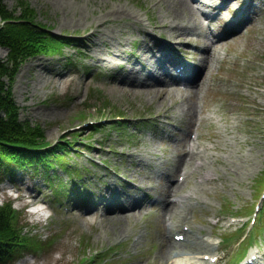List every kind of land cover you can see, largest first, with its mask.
Wrapping results in <instances>:
<instances>
[{"label":"rangeland","instance_id":"374dc122","mask_svg":"<svg viewBox=\"0 0 264 264\" xmlns=\"http://www.w3.org/2000/svg\"><path fill=\"white\" fill-rule=\"evenodd\" d=\"M15 0H3V3L6 4L8 8L13 9L15 6L14 3ZM115 5H113V8H122L124 7L125 9H131L133 12H139L144 15L145 13V1L146 0H135L136 4L130 2V0H114ZM147 4L152 10L151 13V18L153 19V23L155 26L159 27L161 26V22L159 20V14H160V8L157 6H160L161 3L155 7H152V1L147 0ZM156 2V0H153ZM87 2L88 7H84L83 3ZM98 5H104L106 4L108 6L107 10L111 8V0H104L102 3H98ZM52 3V5H51ZM32 6V4H31ZM89 0H39V2L36 5L37 13L40 14L39 19H42V14H46V18L49 20L51 24H54L56 27L53 29V33L58 34V25H61L63 30H68L69 32H74L77 29H86V28H78L76 27L75 23H71L72 21L76 22L80 26H87V25H92L97 22L92 16L89 14ZM93 10L95 15H98V9ZM141 7V9H139ZM45 11V12H44ZM80 15V16H79ZM79 16V17H78ZM125 18V17H124ZM181 24H185V18H183L181 21ZM71 23V24H70ZM80 29V30H81ZM89 29H87L88 31ZM59 35V34H58ZM165 38L167 39V35L163 33ZM127 43V41H125ZM257 44V45H256ZM232 47L239 51L243 52L240 56L241 58L239 59L240 62L244 59H253L261 51V48H264L263 44H261L260 48L258 47V41L254 40L251 37H246V36H241L238 37L236 42L232 45ZM5 51L3 49H0V58L5 57ZM199 56L195 57L196 62H198ZM37 59L38 57L31 58L28 62ZM232 66H236L233 64H228L225 65L222 70H221V76L228 77L232 80V83L234 80L237 79V73L232 70ZM123 71L126 70V67L122 69ZM23 71V68H22ZM32 73L33 72H28ZM33 76V75H32ZM33 78V77H32ZM206 79L208 80V75H206ZM30 83V88L28 86H24V90L19 91L16 94V100L18 104L21 106V117L25 119H31V125H36L35 124V119H44L46 121H59L63 122L62 124H65L66 122H69L70 119L66 118L65 112L69 110L68 107H65L63 105H60L59 107L56 106L53 102L48 101L49 95L45 97V93L42 92V95L40 94V79H33ZM97 84L96 83H88L85 84L84 89L79 90V94L77 96L78 100H83L84 99V93H90L93 90H96ZM101 90L104 92V94L110 93L111 89H108L107 87L100 86ZM59 91H63V87L59 88ZM116 94H121L125 95L119 100L117 103H115L113 111L118 110H129L130 108H137V109H142L143 107H147L148 109L151 108V104L147 101V95L146 93L140 91V90H135V89H124V88H118L116 89ZM217 100V107H216V113L217 117L219 119L218 123H225L223 121H229L234 118H237L239 114L241 113L242 109L237 107L236 105V100L224 96H216L215 97ZM45 99V101H40ZM43 127V124H42ZM56 128L62 129L56 124H53L52 126H49V129H45V135L46 138L51 140L53 136H56L57 130ZM254 132L250 131L249 132V137L254 136ZM51 137V138H49ZM118 137L112 132L109 133V129H105L104 131H99L92 135L90 138V142H92L93 146H96V141L103 142L102 148L101 149H95L94 153H87L88 156H91L93 158H100L102 157L103 159L111 157L114 153L109 151V145L113 150H120L121 146L119 142L117 141ZM124 149L127 151H134L135 148L132 146H124ZM141 153H145V151L142 148L138 149ZM239 157L242 160L243 166L240 167V169H249L248 166L253 167L254 170L258 171L259 169L264 168V158L258 156L255 154V152H251L248 149H242L240 151ZM82 164H84V160L79 159ZM111 160V167L112 169L114 167V158H110ZM127 165H129V161H125ZM86 166L89 168H93L91 165L87 164L85 162ZM110 169H107V171L111 172ZM123 169V166H122ZM95 173L97 174H102L103 170L99 169H93ZM125 175L127 178H130V171L128 170ZM142 184L144 186H153L156 188V191L154 193L156 194L157 192L161 191V187L164 185V181H161V183H158L154 178H149L145 179L142 177ZM126 184L122 185V188H125ZM183 192H188L189 194L206 200H209L217 210H219V206L221 204L220 198L216 195L213 194H208L206 191H204V196L201 194H197L194 190H182ZM138 195V189L135 188V191L130 194L131 198L136 199ZM154 220H157L155 223L153 221L152 224V230L153 233H155L157 229V224L160 222L158 215H156V218ZM105 224L95 226L91 222H87L85 224L84 222H79L76 225V231L78 236H83V240L86 241L88 244L86 247H83L85 249V256H88L89 252L93 247L96 246V244L100 241V243L103 244H109L114 242V238L118 235L120 231H122L123 227L126 226L124 221H104ZM83 226V227H82ZM72 228V225L70 226ZM81 227L85 235L81 234ZM70 228H68L67 232H70ZM87 234V235H86ZM98 237V238H96ZM107 241V242H106ZM85 243V242H84ZM152 244H156V240L153 238L152 239ZM147 248L151 253L155 255L157 248H151L147 246H141L139 247L134 255H133V260L134 264H141L140 263V258L141 256L146 252ZM74 253L78 255V261L83 258L82 255H80V249H75ZM69 259H73V256H69ZM264 259V258H263ZM40 264V263H39ZM74 264V263H73Z\"/></svg>","mask_w":264,"mask_h":264},{"label":"trees","instance_id":"16d2710c","mask_svg":"<svg viewBox=\"0 0 264 264\" xmlns=\"http://www.w3.org/2000/svg\"><path fill=\"white\" fill-rule=\"evenodd\" d=\"M1 32V31H0ZM7 43L17 49H19V44L15 41L14 37H11L7 35L6 33L4 35L0 34V43ZM11 58L13 55H11ZM2 84L0 83V88ZM5 109L10 114V122H17L16 117L14 116L15 113V107L11 102L8 101V98L0 97V110ZM1 123V120H0ZM2 124V123H1ZM6 126L0 125V141L4 142H10V139L13 134L21 133L19 130H16L15 128H8ZM12 234V229L6 228L4 221L0 218V263H2L7 256L10 254L12 240L8 239Z\"/></svg>","mask_w":264,"mask_h":264},{"label":"bare ground","instance_id":"6f19581e","mask_svg":"<svg viewBox=\"0 0 264 264\" xmlns=\"http://www.w3.org/2000/svg\"><path fill=\"white\" fill-rule=\"evenodd\" d=\"M182 5H187L188 4V2L186 1V0H183V2L181 3ZM195 15H196V13L195 12H193ZM170 27H172V28H174V29H176V30H180L179 28H177V27H174L172 24L170 25ZM178 36H181V34H178ZM99 41H100V43L102 42L100 39H98ZM97 46H93V48H96ZM105 49H107V51H109V52H111V50L110 49H108L107 47L106 48H104V50ZM104 50H102V54H103V52H104ZM190 107H193V104L192 103H190V105H186V108H190ZM192 158V157H191ZM199 243H203V242H201V241H199Z\"/></svg>","mask_w":264,"mask_h":264},{"label":"clouds","instance_id":"9594fccd","mask_svg":"<svg viewBox=\"0 0 264 264\" xmlns=\"http://www.w3.org/2000/svg\"><path fill=\"white\" fill-rule=\"evenodd\" d=\"M0 204H2V201H0Z\"/></svg>","mask_w":264,"mask_h":264}]
</instances>
